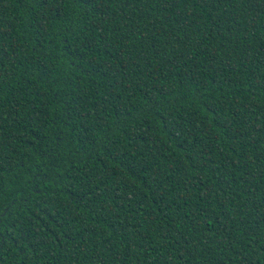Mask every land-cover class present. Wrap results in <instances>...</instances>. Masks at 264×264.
Returning <instances> with one entry per match:
<instances>
[{
	"label": "trees",
	"instance_id": "obj_1",
	"mask_svg": "<svg viewBox=\"0 0 264 264\" xmlns=\"http://www.w3.org/2000/svg\"><path fill=\"white\" fill-rule=\"evenodd\" d=\"M0 264H264V0H0Z\"/></svg>",
	"mask_w": 264,
	"mask_h": 264
}]
</instances>
